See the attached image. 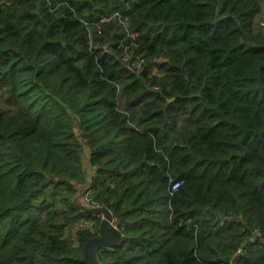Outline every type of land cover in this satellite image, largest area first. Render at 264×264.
Segmentation results:
<instances>
[{"label": "trees", "instance_id": "1", "mask_svg": "<svg viewBox=\"0 0 264 264\" xmlns=\"http://www.w3.org/2000/svg\"><path fill=\"white\" fill-rule=\"evenodd\" d=\"M261 5L0 0V264H264Z\"/></svg>", "mask_w": 264, "mask_h": 264}, {"label": "water", "instance_id": "2", "mask_svg": "<svg viewBox=\"0 0 264 264\" xmlns=\"http://www.w3.org/2000/svg\"><path fill=\"white\" fill-rule=\"evenodd\" d=\"M73 205L84 214L99 216L100 223L98 226V236L88 240L83 247V257L80 262L85 264H99L96 258V252L101 248H111L120 245L122 235L118 228L114 226L112 214L109 210L99 206L88 208L79 203V198L76 196L73 199Z\"/></svg>", "mask_w": 264, "mask_h": 264}, {"label": "built area", "instance_id": "3", "mask_svg": "<svg viewBox=\"0 0 264 264\" xmlns=\"http://www.w3.org/2000/svg\"><path fill=\"white\" fill-rule=\"evenodd\" d=\"M264 10V0H262V5H261V11L260 13ZM259 13V14H260ZM258 14V15H259ZM257 15V16H258ZM112 17L114 18H117L118 20H120L121 22H123L121 19H120V15L119 14H114ZM108 20H110L109 17H102L98 20V23H104V22H107ZM255 20V19H254ZM126 23V22H125ZM124 60H127V58H124ZM134 66H137V68H139L140 64H138V62H134L133 64ZM178 186V183H174V186H173V190L176 189ZM83 196L80 197V202L83 206H86L88 208H95V207H99L100 205H98L97 203H95L91 197H90V192L87 191V190H83L82 192ZM93 216V215H92ZM95 217H100L99 216H95ZM102 217H100L101 219ZM113 218V223H114V226L117 228V220L112 216ZM95 227H96V223L93 219H83V220H78L76 222H74L67 230V237L72 241V242H75L76 241V235L79 231H82V230H87L91 233H94L95 231ZM243 252V246H241V248H239L237 251H236V255H240L242 254Z\"/></svg>", "mask_w": 264, "mask_h": 264}, {"label": "rangeland", "instance_id": "4", "mask_svg": "<svg viewBox=\"0 0 264 264\" xmlns=\"http://www.w3.org/2000/svg\"><path fill=\"white\" fill-rule=\"evenodd\" d=\"M254 28H255L256 31H260V32L264 33V10L258 16L255 17ZM0 106H2L1 97H0ZM84 150H86V149H84ZM83 190H84L83 188L80 189L79 193L77 192V194H76V196H78V198H79V203L80 204H81L80 197L83 196V194H82Z\"/></svg>", "mask_w": 264, "mask_h": 264}, {"label": "crops", "instance_id": "5", "mask_svg": "<svg viewBox=\"0 0 264 264\" xmlns=\"http://www.w3.org/2000/svg\"><path fill=\"white\" fill-rule=\"evenodd\" d=\"M86 152L88 153V150L86 149ZM86 157H87V154H86ZM80 191V190H79ZM79 193V192H78Z\"/></svg>", "mask_w": 264, "mask_h": 264}, {"label": "clouds", "instance_id": "6", "mask_svg": "<svg viewBox=\"0 0 264 264\" xmlns=\"http://www.w3.org/2000/svg\"><path fill=\"white\" fill-rule=\"evenodd\" d=\"M120 19H121V18H120ZM122 21H126V20H123V19H122Z\"/></svg>", "mask_w": 264, "mask_h": 264}]
</instances>
